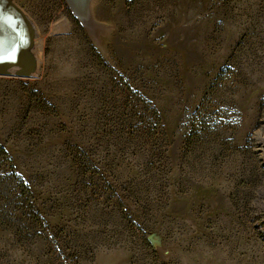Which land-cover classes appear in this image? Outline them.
I'll use <instances>...</instances> for the list:
<instances>
[{
    "label": "rangeland",
    "instance_id": "rangeland-1",
    "mask_svg": "<svg viewBox=\"0 0 264 264\" xmlns=\"http://www.w3.org/2000/svg\"><path fill=\"white\" fill-rule=\"evenodd\" d=\"M0 20L23 37L0 62V264H264V0Z\"/></svg>",
    "mask_w": 264,
    "mask_h": 264
},
{
    "label": "water",
    "instance_id": "water-1",
    "mask_svg": "<svg viewBox=\"0 0 264 264\" xmlns=\"http://www.w3.org/2000/svg\"><path fill=\"white\" fill-rule=\"evenodd\" d=\"M22 40L7 21L0 20V62L13 59Z\"/></svg>",
    "mask_w": 264,
    "mask_h": 264
},
{
    "label": "trees",
    "instance_id": "trees-1",
    "mask_svg": "<svg viewBox=\"0 0 264 264\" xmlns=\"http://www.w3.org/2000/svg\"><path fill=\"white\" fill-rule=\"evenodd\" d=\"M3 150L0 149V152H2ZM3 155L5 156L6 153L3 151ZM28 194L29 195V191L26 187H24L23 193L21 196L17 197V200L19 201V203L22 205V207L25 209V212L29 213L31 218L33 219L34 222L36 223H43V220L41 219V217L34 211L32 204L30 203L31 200H29L27 197H25V195ZM24 196V197H22ZM10 219V217L6 214H3L2 212H0V219L2 221H5L7 219Z\"/></svg>",
    "mask_w": 264,
    "mask_h": 264
}]
</instances>
